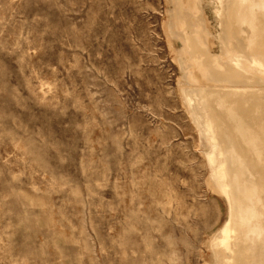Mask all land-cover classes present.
<instances>
[{"label":"rangeland","instance_id":"1","mask_svg":"<svg viewBox=\"0 0 264 264\" xmlns=\"http://www.w3.org/2000/svg\"><path fill=\"white\" fill-rule=\"evenodd\" d=\"M166 6L0 0V264H210Z\"/></svg>","mask_w":264,"mask_h":264},{"label":"bare ground","instance_id":"2","mask_svg":"<svg viewBox=\"0 0 264 264\" xmlns=\"http://www.w3.org/2000/svg\"><path fill=\"white\" fill-rule=\"evenodd\" d=\"M166 3L181 106L226 205L210 264H264V0Z\"/></svg>","mask_w":264,"mask_h":264}]
</instances>
